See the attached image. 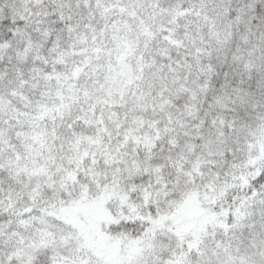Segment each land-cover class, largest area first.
Masks as SVG:
<instances>
[{
  "label": "snow or ice",
  "instance_id": "6c2138e0",
  "mask_svg": "<svg viewBox=\"0 0 264 264\" xmlns=\"http://www.w3.org/2000/svg\"><path fill=\"white\" fill-rule=\"evenodd\" d=\"M0 264H264V0H0Z\"/></svg>",
  "mask_w": 264,
  "mask_h": 264
}]
</instances>
